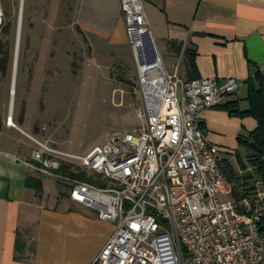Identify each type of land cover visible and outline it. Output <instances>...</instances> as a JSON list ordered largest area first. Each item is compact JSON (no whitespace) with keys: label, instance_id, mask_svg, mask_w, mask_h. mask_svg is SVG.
<instances>
[{"label":"built area","instance_id":"obj_1","mask_svg":"<svg viewBox=\"0 0 264 264\" xmlns=\"http://www.w3.org/2000/svg\"><path fill=\"white\" fill-rule=\"evenodd\" d=\"M120 5L137 62V127L111 134L87 156L31 138L36 148L25 164L66 183L71 201L115 225L91 264H264V187L257 181L242 200L232 198L227 159L200 122L239 83L169 73L142 0ZM3 17L0 10V29ZM66 166L96 184L63 174Z\"/></svg>","mask_w":264,"mask_h":264},{"label":"crops","instance_id":"obj_2","mask_svg":"<svg viewBox=\"0 0 264 264\" xmlns=\"http://www.w3.org/2000/svg\"><path fill=\"white\" fill-rule=\"evenodd\" d=\"M142 2L166 70H177L186 81L192 75L220 83L233 78L239 89L221 105L239 100L240 109L247 110L249 105L242 102L247 81L257 72L264 77V0ZM16 6V0H0V10L10 19ZM76 24L91 57L101 56L109 67L125 65L129 48L133 53L120 0H80ZM188 51L194 54L195 73H189ZM176 56L181 61L174 70L171 60ZM7 122L0 125V134L6 137V145L0 143V264H91L115 225L99 220L83 205L63 207L55 187L27 167L32 152H22L23 141L13 133L29 142L32 134L23 132L13 119V126ZM200 122L209 143L233 153L239 148L238 136L257 128L253 118H232L217 108L203 112ZM29 177L41 180V194L26 187Z\"/></svg>","mask_w":264,"mask_h":264},{"label":"rangeland","instance_id":"obj_3","mask_svg":"<svg viewBox=\"0 0 264 264\" xmlns=\"http://www.w3.org/2000/svg\"><path fill=\"white\" fill-rule=\"evenodd\" d=\"M16 2L15 17L3 14L0 29V46L10 53L7 72H0V125L11 115L15 125L32 134L30 140L50 142L77 156L102 147L113 133L134 131L138 70L131 49L125 65L109 67L101 56L92 58L76 24L80 0ZM8 25L10 32L5 34ZM180 61L172 58L174 70ZM242 102L248 104L244 98ZM13 134L23 141L25 154L36 148L24 135ZM5 140L0 134V143L6 145ZM217 147L235 163V153ZM42 180L61 194L63 207H79L70 200L66 183L48 176Z\"/></svg>","mask_w":264,"mask_h":264},{"label":"trees","instance_id":"obj_4","mask_svg":"<svg viewBox=\"0 0 264 264\" xmlns=\"http://www.w3.org/2000/svg\"><path fill=\"white\" fill-rule=\"evenodd\" d=\"M11 26L8 25L5 34H9ZM0 72L5 74L7 72L10 53L5 46H0ZM187 57L192 58L189 64V73H195L194 54L187 52ZM121 70V65L118 66ZM196 76L192 75L188 81L194 80ZM248 93L246 101L248 102V109L241 110L239 100L228 102L224 105L217 107L218 110L227 112L232 118H253L257 122V128L249 132L246 136H238L239 149L243 150L245 156L243 157L239 150L235 152V163L226 160L223 168L224 175L229 183L232 185L233 194L232 198L239 202L246 194L252 189L255 182L259 181L264 187V77L260 72H257L253 77L247 81ZM202 131L205 133V128L201 123ZM250 170V171H249ZM63 174L79 178L84 181L92 182L88 179L85 173L73 171L71 167H65L61 171ZM242 172V174H240ZM26 187L34 190L37 194L43 192V185L41 180L29 177L26 180ZM262 233H264V217L259 223Z\"/></svg>","mask_w":264,"mask_h":264},{"label":"bare ground","instance_id":"obj_5","mask_svg":"<svg viewBox=\"0 0 264 264\" xmlns=\"http://www.w3.org/2000/svg\"><path fill=\"white\" fill-rule=\"evenodd\" d=\"M12 95H14V92H13V91H12ZM12 123H13V122H12V119L10 118V123H9V124H10L11 126H13Z\"/></svg>","mask_w":264,"mask_h":264}]
</instances>
